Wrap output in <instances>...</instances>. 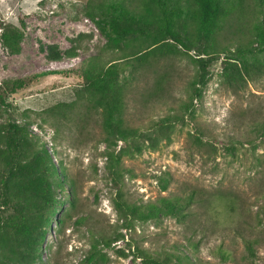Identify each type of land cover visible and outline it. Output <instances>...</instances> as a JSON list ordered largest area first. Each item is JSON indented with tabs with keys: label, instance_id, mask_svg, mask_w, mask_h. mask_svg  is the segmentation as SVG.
<instances>
[{
	"label": "rangeland",
	"instance_id": "rangeland-1",
	"mask_svg": "<svg viewBox=\"0 0 264 264\" xmlns=\"http://www.w3.org/2000/svg\"><path fill=\"white\" fill-rule=\"evenodd\" d=\"M102 2L0 0V33L7 26L22 33L17 52L0 41V93L7 102L0 104V150L9 146L7 123L22 127L28 167L46 175L52 193L36 245H18L0 223V264H148L136 248L163 264H264V70L252 71L238 88L224 83L228 63L264 66L253 29L259 8L244 0L241 22L229 18L215 53L204 55L199 42L188 49L170 38L152 43V33L106 38L86 15L95 17ZM158 44L171 52L134 77L128 67L119 77L128 81L123 117L135 135L106 147L81 68L96 55L109 61ZM240 46L251 48L252 57L240 62L234 51ZM197 57L210 62L196 97ZM52 69L59 72L39 74ZM15 80L20 86L8 92ZM5 174L0 164V216L12 212L1 203ZM172 196L187 201L176 215L139 219L116 205Z\"/></svg>",
	"mask_w": 264,
	"mask_h": 264
},
{
	"label": "trees",
	"instance_id": "trees-1",
	"mask_svg": "<svg viewBox=\"0 0 264 264\" xmlns=\"http://www.w3.org/2000/svg\"><path fill=\"white\" fill-rule=\"evenodd\" d=\"M243 1L104 0L96 6L99 12L95 17L89 11H86V15L106 38H125L130 34L152 33L156 36V38H152V43L159 39L170 38L188 49L192 48L195 42H199L198 48H195H197L198 54L205 55L209 53L208 50L215 53L213 47L218 43L216 37L220 35L229 18L235 19V24L241 22ZM252 2L259 8L257 11H260L261 16L258 24L256 22L253 26L256 50L264 52V0H252ZM21 36L22 33L17 28L7 26L0 33V41L10 51L17 52ZM234 51L240 62L246 55H253L252 49L247 46L236 47ZM169 52L171 51L168 45L158 44L141 53L138 51L121 53L109 61H102L99 55L86 60L80 74L85 90L91 96L88 100L90 107L94 111L99 109L97 115L98 126L101 130L100 141L106 147H109L114 140L126 141L135 135V131L124 122V89L128 81H119L121 73L128 67L131 70V77H134L133 73H137L138 69L148 65L155 58L166 56ZM66 54L73 55V52H66ZM208 57H212V54ZM195 59L197 69L194 73V80L198 87L194 94L197 97L205 83L210 58L197 57ZM250 66L248 68V65L243 64L240 69L238 65L228 63L226 68L228 72H225L224 83L230 88H238L245 81V77L251 79L252 71L256 74L263 73L264 66L261 63ZM58 72V70L52 69L41 71L39 74ZM20 84L21 80L11 82L8 92H13ZM0 104L7 106L1 93ZM259 128L264 135V120ZM7 129L9 146L0 150V164L6 170L5 176L2 178L3 197L1 203L5 207H11L12 212L0 216V223L3 221L2 225L6 226L8 231H12L18 245L34 246L37 244L36 239H39L37 236H42L44 210L48 211L52 193L47 184L46 175L35 176L32 168L28 167L32 158L28 153L29 146L24 140V129L9 122ZM107 158L112 167L117 165L118 157L115 153L111 151ZM51 165L54 170L55 167L53 164ZM51 174L54 173L51 171ZM191 195L189 194L187 198L190 199ZM119 200L116 201V205L125 215L135 216L139 219L160 214L176 215L179 213L178 209L187 203L186 201L183 204L178 196L159 197L156 202H148L143 206ZM9 237H11L9 234L8 237L1 236L2 246L8 243ZM251 242V240H245V247L250 254L252 253ZM136 250L148 264H163L162 261L143 249L136 248Z\"/></svg>",
	"mask_w": 264,
	"mask_h": 264
}]
</instances>
